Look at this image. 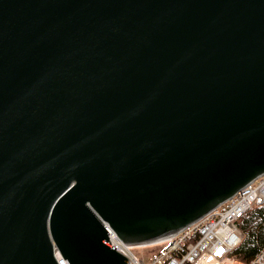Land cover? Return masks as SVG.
<instances>
[{"label":"water","instance_id":"water-1","mask_svg":"<svg viewBox=\"0 0 264 264\" xmlns=\"http://www.w3.org/2000/svg\"><path fill=\"white\" fill-rule=\"evenodd\" d=\"M264 172V0H0V264H126Z\"/></svg>","mask_w":264,"mask_h":264},{"label":"built area","instance_id":"built-area-1","mask_svg":"<svg viewBox=\"0 0 264 264\" xmlns=\"http://www.w3.org/2000/svg\"><path fill=\"white\" fill-rule=\"evenodd\" d=\"M264 204V172L242 186L200 218L172 235L152 255L137 256L109 228L108 241L113 249L126 256V264H245L233 254L241 232L237 220L254 206ZM113 239L116 243H113ZM117 244V245H116ZM120 246V247H118ZM220 253L217 254V250ZM58 264H69L56 254ZM250 264H264V245Z\"/></svg>","mask_w":264,"mask_h":264},{"label":"trees","instance_id":"trees-1","mask_svg":"<svg viewBox=\"0 0 264 264\" xmlns=\"http://www.w3.org/2000/svg\"><path fill=\"white\" fill-rule=\"evenodd\" d=\"M241 232L239 244L232 250L233 254L245 264L264 245V204L254 206L237 220Z\"/></svg>","mask_w":264,"mask_h":264},{"label":"rangeland","instance_id":"rangeland-1","mask_svg":"<svg viewBox=\"0 0 264 264\" xmlns=\"http://www.w3.org/2000/svg\"><path fill=\"white\" fill-rule=\"evenodd\" d=\"M159 246H141V247H131V251L137 256L152 255Z\"/></svg>","mask_w":264,"mask_h":264},{"label":"bare ground","instance_id":"bare-ground-1","mask_svg":"<svg viewBox=\"0 0 264 264\" xmlns=\"http://www.w3.org/2000/svg\"><path fill=\"white\" fill-rule=\"evenodd\" d=\"M107 233H108V232H107ZM112 241H113V243H116V240H115V239H113ZM116 245H117V244H116ZM118 247H120V246H118Z\"/></svg>","mask_w":264,"mask_h":264},{"label":"snow or ice","instance_id":"snow-or-ice-1","mask_svg":"<svg viewBox=\"0 0 264 264\" xmlns=\"http://www.w3.org/2000/svg\"><path fill=\"white\" fill-rule=\"evenodd\" d=\"M220 251H221V250H220V249H218V250H217V254H219V253H220Z\"/></svg>","mask_w":264,"mask_h":264}]
</instances>
